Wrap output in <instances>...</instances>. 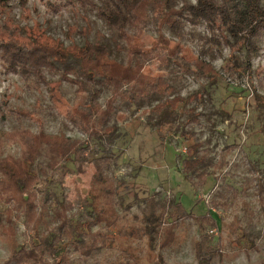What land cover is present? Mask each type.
Masks as SVG:
<instances>
[{
    "label": "trees",
    "instance_id": "1",
    "mask_svg": "<svg viewBox=\"0 0 264 264\" xmlns=\"http://www.w3.org/2000/svg\"><path fill=\"white\" fill-rule=\"evenodd\" d=\"M9 1L0 0V8ZM45 4L55 13L66 7L94 9L125 40L128 59H113L107 44L88 40L83 45L65 46L60 40L28 43L13 33L0 36V59L7 73L38 87H49L56 75L76 86L80 103L71 108L69 118L87 136L48 132L36 113L8 109L18 117L37 121L40 128L0 130V199L7 205L0 214V241L9 251V258L0 264H73V252L89 257L106 248L117 249L122 264H165L163 250L184 242L178 228L187 219L199 230L198 237H192L197 264H227L229 255L209 232L217 220L211 213L196 214L181 198L166 199L161 191L143 200L136 198L135 202L143 203L140 214L134 215L135 221L123 220L121 193L130 186L110 172L118 160L112 145L122 135L111 119L117 108L125 107L128 111L118 113V120L129 118L132 135L144 116L145 123L161 137L168 138L166 132L179 134L185 143L180 164L183 177L195 190L204 187L208 177L229 163L225 157L215 160L205 141L187 128L200 122L198 103L207 101L210 91L203 85L189 96H166L174 89L169 76L192 75L210 84L247 78L251 88L248 105L254 110L255 122L262 123L258 130L264 132V69L254 65L262 52L264 0H104L103 4L47 0ZM150 25L156 34L147 33ZM187 25L206 29L197 52L184 41ZM223 48L229 49L224 73L213 63L223 56ZM104 89L110 91L105 104L101 102ZM192 99L197 104L187 108ZM185 113L180 126L177 123ZM8 145L17 147L18 153H8ZM89 155L95 156L94 172L76 218L69 212L65 192L60 197L55 187L61 188V177L75 171ZM256 187L264 218L262 176ZM20 220L29 236L27 242L19 239ZM231 226L240 231L234 242L246 239L248 249L260 250L258 235L248 232L239 217ZM250 264H264V256Z\"/></svg>",
    "mask_w": 264,
    "mask_h": 264
},
{
    "label": "rangeland",
    "instance_id": "2",
    "mask_svg": "<svg viewBox=\"0 0 264 264\" xmlns=\"http://www.w3.org/2000/svg\"><path fill=\"white\" fill-rule=\"evenodd\" d=\"M47 0H10L0 8V36L13 33L16 38L32 43L39 41H61L65 46L77 43L83 45L87 40L107 44L113 59L126 61L128 59V45L125 40L117 36V32L107 26L98 17L94 9H80L66 7L55 13L47 8ZM103 4L104 0H96ZM193 1V0H192ZM184 41L197 52L201 46L200 35L206 33L203 25L192 27L187 25ZM167 35L171 33L165 29ZM147 33L156 34L151 25ZM262 52L255 59V68L264 69V37L261 41ZM223 56L213 60L214 65L221 72L229 59V49L223 48ZM173 91L166 96L181 93L189 96L203 89V85L210 91V98L200 104L198 112L202 113L200 122L187 125L188 129L196 131L198 137L205 141V147L212 157L218 160L222 157L228 165L208 177L204 187L195 190L187 182L181 172V158L185 153V143L177 133H168V138L160 134L149 124L143 123L132 135V124L118 120V113L128 111L125 107L117 108L111 119L117 123L122 135L112 145L118 156L116 164L111 168L115 179H125L130 189H123L121 193L123 208L121 216L125 221H135V214H140L141 202L156 191H161L164 198H181L185 206L194 208L198 215L211 213L217 220V226L211 227L209 232L219 247L229 255L227 264H250L257 262L264 256V218L260 212L259 196L257 194L258 177L264 178V132L258 129L262 123L255 122L254 110L248 105L251 88L247 78L227 84L219 81L210 84L192 75L174 73L169 76ZM49 87L36 86L26 83L19 75L7 73L0 59V130H10L15 127L27 126L38 130L37 121L18 117L8 109L28 110L36 113L44 122L48 132H65L72 137L86 139L80 129L70 120L71 108L80 103L76 86L62 81L59 75L50 79ZM110 91L104 89L101 102L106 103ZM193 100V99H192ZM197 104L191 101L188 107ZM221 111V112H217ZM128 113V112H127ZM187 114H183L177 123L182 126ZM97 145V142H93ZM233 145L234 147H228ZM228 147V148H227ZM8 153L17 154L15 146L8 145ZM88 156L87 161L75 168V171L62 176V187H55L58 196L65 192L68 197L69 212L80 215L83 199L90 187V179L94 172L93 159ZM132 204L130 208H127ZM7 205L0 199V214ZM235 217H239L248 232L258 235L259 251L248 249L246 239L241 243L234 240L240 233L231 224ZM19 239L29 240L23 220L19 221ZM214 230L213 232L211 230ZM179 236L184 242L163 250L165 264H197L192 247V237H198V226L191 220L182 221L178 228ZM69 248V247H67ZM250 251L247 255L245 250ZM9 258L7 246L0 241V262ZM73 264H122L119 261V251L106 248L94 256H81L72 253ZM14 264V263H12Z\"/></svg>",
    "mask_w": 264,
    "mask_h": 264
},
{
    "label": "built area",
    "instance_id": "3",
    "mask_svg": "<svg viewBox=\"0 0 264 264\" xmlns=\"http://www.w3.org/2000/svg\"><path fill=\"white\" fill-rule=\"evenodd\" d=\"M211 231L213 232L214 230L212 229Z\"/></svg>",
    "mask_w": 264,
    "mask_h": 264
}]
</instances>
